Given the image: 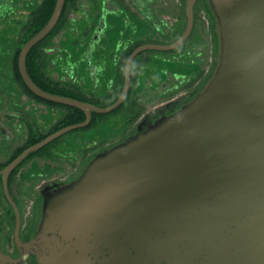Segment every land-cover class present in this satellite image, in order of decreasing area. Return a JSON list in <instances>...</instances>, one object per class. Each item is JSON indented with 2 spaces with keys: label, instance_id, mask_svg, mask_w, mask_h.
<instances>
[{
  "label": "water",
  "instance_id": "obj_1",
  "mask_svg": "<svg viewBox=\"0 0 264 264\" xmlns=\"http://www.w3.org/2000/svg\"><path fill=\"white\" fill-rule=\"evenodd\" d=\"M169 46H143L128 59L125 88L109 108L40 90L26 57L59 20L65 0L22 47L19 72L48 101L107 114L126 96L132 59L141 51L178 47L193 25ZM217 19L220 59L207 87L188 105L147 131L95 157L70 185L44 202L34 237L13 258L0 246V264H264V0H207ZM78 124L28 149L1 174L6 178L29 153ZM18 224V221H17Z\"/></svg>",
  "mask_w": 264,
  "mask_h": 264
},
{
  "label": "flooded vegetation",
  "instance_id": "obj_2",
  "mask_svg": "<svg viewBox=\"0 0 264 264\" xmlns=\"http://www.w3.org/2000/svg\"><path fill=\"white\" fill-rule=\"evenodd\" d=\"M78 1L65 0L53 29L29 51L26 70L43 92L102 109L113 106L123 94L127 61L137 49L172 45L187 26L186 0L177 1L175 8L166 0H89L87 7H80L86 23L82 32L77 28ZM56 2L0 0V37H17L5 49L0 39V246L13 258L21 256L15 241L16 226L22 242L32 239L46 200L77 180L95 157L188 105L207 87L220 59L217 19L209 2L200 0L193 7V25L186 39L169 51L139 52L130 65L122 103L107 114L86 108L88 115L79 108L38 97L19 72L22 47L44 28ZM108 30L111 37H119L114 47L107 44ZM60 37H87L76 64L70 60L72 53L60 46ZM153 62L161 66L159 72L145 76ZM166 64L171 66L169 70L164 68ZM106 119L112 120L110 125H103ZM87 121L86 126L58 135L29 152L8 174L6 186L17 217L6 197L1 172L28 149ZM100 127L105 128L104 137H89L93 128ZM24 261L36 264L32 256H25Z\"/></svg>",
  "mask_w": 264,
  "mask_h": 264
},
{
  "label": "rangeland",
  "instance_id": "obj_3",
  "mask_svg": "<svg viewBox=\"0 0 264 264\" xmlns=\"http://www.w3.org/2000/svg\"><path fill=\"white\" fill-rule=\"evenodd\" d=\"M166 1H169L171 4H170V6L171 7H174L175 5H176V3H177V1H179V0H166ZM77 3H79V9H78V11H76V19H77V28L78 29H81V31L83 32V30H84V28H85V25H86V23L82 20V14H81V12H80V7L82 6V5H84V6H88V4H89V0H79ZM76 3V4H77ZM175 8V7H174ZM74 12V11H73ZM73 17V16H72ZM180 17V25H182L183 24V18H182V15H180L179 16ZM173 22V19H171V18H169V23H172ZM205 22V21H204ZM7 25V24H6ZM2 29V28H1ZM111 34H112V32L111 31H107V35H108V37H106V41H107V44L110 46H112V47H114L113 45H115V42L116 41H118L119 40V37H117V36H115V37H111ZM17 37H0V39L2 40V42L3 43H5V46H4V48L3 49H5V48H7V47H9V45H10V43H12V41H15V39H16ZM60 39H61V41H60V46L62 47V49H67L68 51V54H69V52L70 53H72V58L70 59L71 61H75V64H76V59H77V56L79 55L80 57L82 56V52H83V48L81 47V44L83 43V44H85L86 43V41H87V37H60ZM74 39H76L77 41H74ZM160 39V38H159ZM206 39H209V37H206ZM167 41V40H166ZM75 42V43H74ZM3 43H2V45H3ZM76 44V45H75ZM114 49V48H113ZM112 49V50H113ZM111 50V51H112ZM5 51V50H4ZM67 54V53H66ZM67 54V55H68ZM207 61L209 60V58L208 59H206ZM108 66H111V61L110 60H108ZM164 66V68H167L168 70L170 69V67H169V65L168 64H166V65H163ZM175 67H177V65H174ZM161 66L159 65V64H157L156 62H153L152 63V65L151 66H149L148 67V69H146L145 71H144V74H145V76L148 74V73H155V72H159V68H160ZM3 97H5V96H3ZM108 119H111V116L110 117H108ZM108 119H106V121H105V123L103 124V125H105V124H107V122H108ZM112 121V120H111ZM111 121L109 120V125L111 124ZM102 125V126H103ZM91 134H90V136L89 137H91V138H94L95 140H98V139H101L102 137H104L105 136V128H103V127H100V128H93L92 130H91ZM77 145V144H76ZM74 150V149H73ZM67 171H69V170H66V172ZM73 171V169L70 171V172H72ZM69 172V173H70ZM15 184H13V186H12V189L14 188V192H15ZM23 210V213H24V211L26 212V210H27V206L25 207V208H23L22 209Z\"/></svg>",
  "mask_w": 264,
  "mask_h": 264
},
{
  "label": "trees",
  "instance_id": "obj_4",
  "mask_svg": "<svg viewBox=\"0 0 264 264\" xmlns=\"http://www.w3.org/2000/svg\"><path fill=\"white\" fill-rule=\"evenodd\" d=\"M74 5H76V4H74Z\"/></svg>",
  "mask_w": 264,
  "mask_h": 264
}]
</instances>
